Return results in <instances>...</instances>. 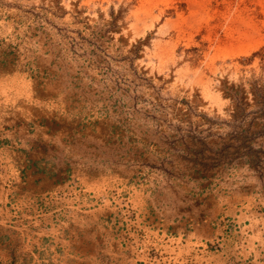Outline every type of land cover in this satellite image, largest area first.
I'll return each instance as SVG.
<instances>
[{
  "label": "rangeland",
  "instance_id": "1",
  "mask_svg": "<svg viewBox=\"0 0 264 264\" xmlns=\"http://www.w3.org/2000/svg\"><path fill=\"white\" fill-rule=\"evenodd\" d=\"M1 57L0 257L264 264V0H0Z\"/></svg>",
  "mask_w": 264,
  "mask_h": 264
},
{
  "label": "crops",
  "instance_id": "2",
  "mask_svg": "<svg viewBox=\"0 0 264 264\" xmlns=\"http://www.w3.org/2000/svg\"><path fill=\"white\" fill-rule=\"evenodd\" d=\"M0 264H21L20 261H18L15 257L7 258L5 256L0 257Z\"/></svg>",
  "mask_w": 264,
  "mask_h": 264
},
{
  "label": "trees",
  "instance_id": "3",
  "mask_svg": "<svg viewBox=\"0 0 264 264\" xmlns=\"http://www.w3.org/2000/svg\"><path fill=\"white\" fill-rule=\"evenodd\" d=\"M9 53V52H8ZM7 53V54H8ZM4 54V53H3ZM15 59L14 58H11V59H9V60H7L5 57H1L0 58V63L1 64H12V65H15V61H14ZM7 139L5 138V137H2V136H0V141L1 142H4V141H6Z\"/></svg>",
  "mask_w": 264,
  "mask_h": 264
}]
</instances>
